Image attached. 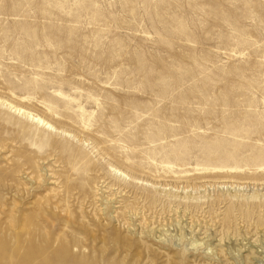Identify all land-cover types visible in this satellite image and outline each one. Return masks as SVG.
<instances>
[{
    "label": "rangeland",
    "instance_id": "rangeland-1",
    "mask_svg": "<svg viewBox=\"0 0 264 264\" xmlns=\"http://www.w3.org/2000/svg\"><path fill=\"white\" fill-rule=\"evenodd\" d=\"M0 264H264V0H0Z\"/></svg>",
    "mask_w": 264,
    "mask_h": 264
},
{
    "label": "bare ground",
    "instance_id": "bare-ground-1",
    "mask_svg": "<svg viewBox=\"0 0 264 264\" xmlns=\"http://www.w3.org/2000/svg\"><path fill=\"white\" fill-rule=\"evenodd\" d=\"M30 116H32V114H29ZM33 119H34V121H36L38 124H41V125H44L45 124V121L42 119V118H34L33 117ZM46 125H48L47 123H46Z\"/></svg>",
    "mask_w": 264,
    "mask_h": 264
}]
</instances>
